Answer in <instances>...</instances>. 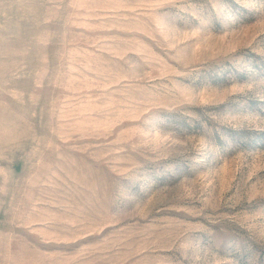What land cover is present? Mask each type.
Here are the masks:
<instances>
[{
  "label": "rangeland",
  "instance_id": "374dc122",
  "mask_svg": "<svg viewBox=\"0 0 264 264\" xmlns=\"http://www.w3.org/2000/svg\"><path fill=\"white\" fill-rule=\"evenodd\" d=\"M0 264H264V0H0Z\"/></svg>",
  "mask_w": 264,
  "mask_h": 264
}]
</instances>
